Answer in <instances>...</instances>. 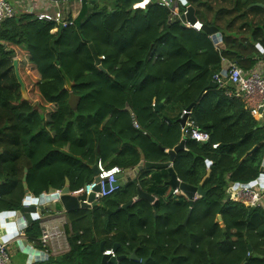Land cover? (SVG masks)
I'll list each match as a JSON object with an SVG mask.
<instances>
[{
    "label": "trees",
    "instance_id": "1",
    "mask_svg": "<svg viewBox=\"0 0 264 264\" xmlns=\"http://www.w3.org/2000/svg\"><path fill=\"white\" fill-rule=\"evenodd\" d=\"M109 1V9L83 2L73 25L54 34L52 24L26 14L0 25V213L21 208L24 183L35 198L62 190L66 181L74 192L92 180L98 161L124 172L141 156L144 163H166V151L184 141L172 168L181 182L200 186L203 197L192 206L180 194L173 198L165 170L143 169L101 205L67 213L69 251L35 264H101L102 242L105 250L118 245L115 257H127L117 264H141L128 259L133 251L146 264H264V208L226 199L230 185L258 178L264 123L224 88H209L223 62L248 74L264 60L257 49L264 52V0L175 2L179 16L191 7L203 27L215 28L221 48L156 0L143 9L133 8L143 0ZM70 94L78 98L75 108ZM189 106L195 126L209 135L206 143L181 137L179 117ZM138 188L156 203L138 199L108 216L136 198ZM25 236L42 249L37 221Z\"/></svg>",
    "mask_w": 264,
    "mask_h": 264
},
{
    "label": "built area",
    "instance_id": "2",
    "mask_svg": "<svg viewBox=\"0 0 264 264\" xmlns=\"http://www.w3.org/2000/svg\"><path fill=\"white\" fill-rule=\"evenodd\" d=\"M42 7L33 15V19L39 22L50 23L53 28L50 33L54 34L57 30H63L73 25V17L71 11V4L82 5L83 2H89L92 0H38ZM149 0H147L146 4ZM177 0H158L157 3L161 7L169 8L171 10L172 18L180 17L175 8V2ZM185 14V12L183 13ZM15 16L13 7L7 0H0V25L5 21L12 19ZM171 20V19H170ZM185 28L199 32L203 26L200 22L196 21L194 24L184 22ZM212 82L220 87L230 84L232 86L231 91H226V95L229 97L238 98L246 110L253 118L264 117V77L259 72L244 73L239 67L234 64H230L227 67L226 75L221 73L216 74L212 78ZM182 114H188L183 111ZM263 116V117H262ZM133 127L138 129V125L133 122ZM180 132L182 139L194 140L198 143H206L208 141V133L199 130L194 121L188 116L185 123L180 126ZM184 142V141H183ZM217 145H213L212 148H216ZM97 175L92 180L85 184L81 189L71 192V195L81 196L84 195L87 199L90 194H93V199L96 202L110 197L120 189L118 184V176L123 175L125 172L117 166L106 168L101 161H98L95 165ZM248 186L237 185L231 187L228 191L230 200L238 203H242L249 207H262L264 198V188L258 184H247ZM61 190H55L54 194L60 196ZM61 234L55 229H49L43 227L39 241L42 248L47 247L49 242L57 241L60 243ZM55 241V242H56ZM64 246L58 247L62 249ZM103 255L115 257L112 250H105ZM0 264H10V258L8 255V249L6 243H0Z\"/></svg>",
    "mask_w": 264,
    "mask_h": 264
},
{
    "label": "water",
    "instance_id": "3",
    "mask_svg": "<svg viewBox=\"0 0 264 264\" xmlns=\"http://www.w3.org/2000/svg\"><path fill=\"white\" fill-rule=\"evenodd\" d=\"M182 4H185V1L182 0ZM148 6V4L146 5ZM181 21L187 22L189 24H194L197 20L194 17L193 14V8L186 7L185 14H182L180 17ZM62 30V29H61ZM203 31L206 32V34L211 36V40L216 44L217 47L221 48V34L217 32L215 28H202ZM89 49L92 53V56L95 60V63L99 70L102 72H105V70L102 68L100 64V59L97 57L96 51L92 45H89ZM257 49L262 53L264 56L263 50L259 46H257ZM225 62H223L224 65ZM13 69H14V75L16 82L19 86L21 98L23 100L27 99L26 89L25 85L19 75L18 67H17V61L13 60L12 63ZM227 67L225 66L224 69H222L221 74L223 76L226 75ZM62 73V76L65 79V87L67 90L71 89V82L69 79L64 75L63 71L60 70ZM217 85L213 82L209 84V88H215ZM78 98L75 97L73 94H70L68 104L70 107L75 108L77 105ZM158 106H154V110L158 111ZM192 106H189L185 112L190 113V109ZM125 110L129 113H131L128 106L125 107ZM184 120L180 121V126H182L185 122ZM184 149V142H180L175 148L172 150L167 151L168 154V161L166 163L161 164H150V163H144V158L141 156V161L138 164L137 167H135L132 171L125 172L123 175L118 176V184L120 186L125 185L128 181L134 179L137 177V175L144 169V170H151V169H157V170H165L166 174L168 176V179L165 181V186L169 188V196H173L175 198L176 194H180L183 197H185L189 204L192 206L194 202L196 201V197H203L204 193L201 190V187H194L187 185L183 182H181L177 177L176 174L172 168V161L174 160L175 154L179 151H182ZM255 149V148H254ZM253 149V150H254ZM252 150V151H253ZM208 165L209 163L206 162ZM92 175L95 177L97 175L96 167H92ZM208 175V174H207ZM206 175V176H207ZM25 181V178H24ZM258 184L260 187L264 188V159L261 164L260 168V174L258 178L252 182V184ZM237 186V185H236ZM247 187L248 185H241ZM23 188L25 190L26 196L23 199L22 206L17 211H10V212H1L0 213V243H6L9 238H16L18 236V233L21 232L25 227H28L32 222L37 221L40 218V215L44 212H58V210H62L66 213L81 210V209H92L97 205V202L93 199V194H90V196L85 199L84 195L81 196H74L71 195V191L68 187V182L66 181L65 187L61 190L60 196L54 194V189H49L46 194H41L38 197H34L30 195L27 192L26 184H23ZM136 199H142L145 201H148L149 203H156V200L153 196L143 192L140 188L137 189V196ZM227 200H230L229 196H227ZM133 202L130 201L129 203L117 208L115 211L110 212L108 211L107 214L110 216L111 214H116L121 210H126ZM56 207V209H55ZM60 208V209H59ZM191 214V208H189L187 215L184 220V225H186V222L188 221V218ZM220 219V218H218ZM16 244L20 250V252L24 255H27L28 257V264H34V263H41L48 260V256L44 252L35 251L33 248L29 247L24 240H17ZM118 245L113 246L111 249L114 253L117 249ZM100 252L102 254V260L101 264H117L120 261L125 260L127 257L125 256H117V257H110L107 255H103L105 249L103 248V242L100 244ZM129 260L133 261H139L141 264H146L147 260H138L135 256V252L133 251L131 255L128 257Z\"/></svg>",
    "mask_w": 264,
    "mask_h": 264
},
{
    "label": "crops",
    "instance_id": "4",
    "mask_svg": "<svg viewBox=\"0 0 264 264\" xmlns=\"http://www.w3.org/2000/svg\"><path fill=\"white\" fill-rule=\"evenodd\" d=\"M7 1L13 7V9L15 11V16L13 18H18L19 16L25 15V14L26 15H30V16L33 17V15L38 11V9H40V7H42V5L40 4V2L38 0H7ZM92 1L93 2L94 1H98V3L105 2V4L108 7V9L111 8L112 1H109V0H92ZM156 1H158V0H156ZM184 1H185V4L184 5L182 4V0H177L176 2H178L182 6H186V0H184ZM146 2H147V0H143L140 4L134 5L133 8H142L143 9L148 4V3L146 4ZM70 9L72 11V17H73V21H74L75 18L79 14V11L81 9V6L78 5V4H71V8ZM226 62L227 61H225V63H224V67L225 66L228 67L230 65L228 62L227 63ZM224 67H223V69H224ZM253 70H254V72H259L264 77V60L258 61L256 63V65L254 66V69ZM224 89H225V94H226V91H231L233 88H232V86L230 84H227L226 86H224ZM227 97H229V96H227ZM231 98H234L235 100L239 101L242 104L243 108L246 109L245 106L243 105V103L238 98H235V97H231ZM190 113H191V111H190ZM190 113H188L186 115L181 113V115L179 117V125H181L180 124V121L181 120H184V118H186L185 119V121H186L187 118H188V116L190 117ZM253 119H255L257 122H263L264 123V117L263 118H260V119H258V118H253ZM206 162H208V161H206ZM208 163H209L208 165L206 164L207 169L210 166V162H208ZM127 172H129V171H127ZM236 185H242V184H232V185H230L228 187L227 191H226L227 196H229V194H228L229 189L232 186L235 187ZM243 185H246V184H243ZM43 194H46V193H43ZM198 198L199 197H196L195 199L197 200ZM135 201H137L136 198H134L132 200L133 203ZM262 208H264V198H263ZM55 209H56V207H55ZM66 214L67 213L64 212V211H62V210H60V211L58 210V212H44V213H42V215H40V218L37 220V222L39 224V228H40V236H41V231H42L43 227H46V228H49V229L55 228V229H57L60 232L61 238L62 239L64 238L65 245H63L62 242H60V243L57 244V241L55 240L56 242L55 241L49 242V244L47 245V247H44L42 249H36V248H34L31 245V243L27 240V238L25 236V231H26V228L27 227H25L21 232H19L18 233V236L16 238H9V240L6 242V245H7L8 251L11 250V251L15 252V254L17 256V261L15 262V264H28L27 263L28 257H27V255H24V254H22L20 252V250H19V248H18V246L16 244V241L17 240H24V241H26V243H27V245L29 247L33 248L35 251L44 252L48 257L49 256H53V253H56L57 250H60V249H57L56 248L57 246L53 249L52 248L53 247L52 245H54V244L55 245L57 244L58 246H66L68 248V251H69L68 235L66 234V229L69 227V221L67 219ZM1 234L2 233H0V235ZM63 249H64V247H63ZM60 255H62V254H60ZM10 264H12L11 261H10Z\"/></svg>",
    "mask_w": 264,
    "mask_h": 264
},
{
    "label": "rangeland",
    "instance_id": "5",
    "mask_svg": "<svg viewBox=\"0 0 264 264\" xmlns=\"http://www.w3.org/2000/svg\"><path fill=\"white\" fill-rule=\"evenodd\" d=\"M26 89V88H25ZM26 94H27V92H26ZM27 99H28V95H27ZM29 100V99H28ZM27 101V100H26ZM26 195V194H25ZM101 201H99V202H97V205H101ZM21 206H22V203H21ZM60 242H62L63 243V245H65V241H64V238L62 239H60ZM58 244V243H57ZM52 245L53 247V249L56 247L57 249H59L58 247H60V246H58V245ZM68 251V248L66 247V246H64V249L62 248V249H60V250H57V252L56 253H53V256H58V255H60V254H63V253H66ZM8 255H9V258H10V261H11V263L12 264H15V262L17 261V256H16V254H15V252H13V251H11V250H9L8 251Z\"/></svg>",
    "mask_w": 264,
    "mask_h": 264
},
{
    "label": "clouds",
    "instance_id": "6",
    "mask_svg": "<svg viewBox=\"0 0 264 264\" xmlns=\"http://www.w3.org/2000/svg\"><path fill=\"white\" fill-rule=\"evenodd\" d=\"M251 184V183H250ZM23 202V201H22Z\"/></svg>",
    "mask_w": 264,
    "mask_h": 264
}]
</instances>
